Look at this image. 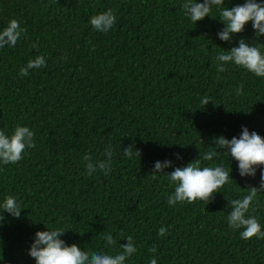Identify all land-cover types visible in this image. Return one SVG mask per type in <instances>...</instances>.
<instances>
[{
  "label": "trees",
  "instance_id": "16d2710c",
  "mask_svg": "<svg viewBox=\"0 0 264 264\" xmlns=\"http://www.w3.org/2000/svg\"><path fill=\"white\" fill-rule=\"evenodd\" d=\"M183 3L0 0V31L12 19L27 29L14 47L0 49V130L10 135L16 125L27 126L36 145L18 163L0 162V205L12 195L22 210L15 218L0 207V264H36L29 255L35 233L53 228L64 229L68 246L110 255L132 236L137 253L125 264H150L152 258L157 264H264V239H241L243 229L229 228L227 220L230 202L242 199L249 186L259 188L264 166L242 178L227 149L203 159L216 146L214 138H239L244 127L264 138V77L234 63L218 72L216 60L241 39L264 53V36L257 38L249 22L221 41L219 9L213 6L195 24ZM244 3L224 0L220 7ZM108 9L117 21L105 34L89 21ZM39 55L46 65L21 76ZM206 96L210 103L204 105ZM130 145L141 157L124 155ZM109 146L111 172L86 175L85 154L105 160ZM197 159L201 167H225L229 182L211 201L170 206L174 186L159 173L152 178L155 163L171 161L164 170L170 174ZM247 215L264 231V192ZM161 226L169 231L158 237ZM108 231L115 245L101 238ZM157 245L153 255L148 249Z\"/></svg>",
  "mask_w": 264,
  "mask_h": 264
},
{
  "label": "clouds",
  "instance_id": "9594fccd",
  "mask_svg": "<svg viewBox=\"0 0 264 264\" xmlns=\"http://www.w3.org/2000/svg\"><path fill=\"white\" fill-rule=\"evenodd\" d=\"M224 5V0H204L198 3L197 0H185L182 8L185 16L190 18L193 23L209 17L213 6L219 9L220 22L224 24L222 31L218 33L219 39L229 42L233 34H240L245 30L246 24L252 23L257 38L264 36V3H258L257 0H245L243 5H237L231 9L220 7ZM117 17L112 9L93 15L89 23L98 32L107 34L113 29ZM27 31L22 28L16 19L9 21L6 28L0 31V49L5 46L14 47L21 35ZM33 48H38V44H32ZM217 71H226L225 65L234 63L257 77H264V53L261 48L255 45H249L241 39L238 47L230 50H223L217 57ZM46 65L43 55L30 60L25 67L20 69L21 76L29 75L30 69L42 68ZM237 95L243 93V85L237 88ZM207 105L210 99L206 96L201 101ZM35 133L27 126L16 125L9 135L6 130H0V162L7 166L18 163L24 158L23 154L27 149L35 148ZM215 147H209L204 153L203 159L211 161L217 156L216 149L229 154L238 162L239 175L243 177H255L257 168L264 166V138L256 132H249L247 127L242 129L239 138L233 137L231 140L223 136L214 138ZM123 153L129 159L141 157L142 153L135 145H130L123 149ZM107 159L93 162L91 155L85 154L83 159L86 163V175L91 176L99 169L105 175L111 172L114 152L109 146L105 150ZM177 159H181L177 155ZM172 167L171 161L156 162L152 170V178L163 175L168 178L174 186L173 194L168 196V204L175 206L177 203H195L197 200L211 201L215 193L229 182V172L225 167L216 166L201 167L200 160L187 164L185 167H177L170 174L165 173L166 168ZM261 183L259 188L249 186L247 194L242 199H234L230 202L232 209L228 214V226L231 229H243L240 233L241 239L250 240L253 237L264 239V231L261 224L255 216H248L250 206L257 198L258 193L264 192V171L261 172ZM4 212L19 218L21 206L18 204L15 196L9 195L4 198L2 205ZM255 212V208H252ZM4 219L0 216V221ZM168 228L161 226L158 230V237H163L168 232ZM66 232L63 228L47 229L46 231H37L35 239L30 247L29 255L35 259L36 264H125L126 260L137 253V247L132 236L126 238L127 243L120 245L121 251L115 255H110L102 251L85 252L75 244L68 246L61 236ZM101 238L106 241L108 246L115 245L117 242L112 233L102 232ZM158 245L152 246L148 250L153 255L157 252ZM150 264H157V260L152 258Z\"/></svg>",
  "mask_w": 264,
  "mask_h": 264
}]
</instances>
